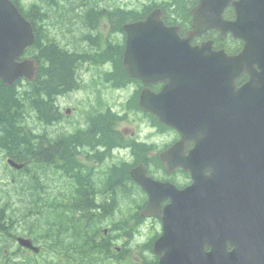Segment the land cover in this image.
Listing matches in <instances>:
<instances>
[{
	"label": "flooded vegetation",
	"instance_id": "1",
	"mask_svg": "<svg viewBox=\"0 0 264 264\" xmlns=\"http://www.w3.org/2000/svg\"><path fill=\"white\" fill-rule=\"evenodd\" d=\"M13 1L26 5L29 0ZM236 1L238 0H226L219 11L218 6L223 0H99V3H105L106 8L104 15L94 17L92 43L95 44H91L92 47L88 42L84 44L89 47L94 59L103 61L97 68L111 70L106 86V91L111 93L106 98L107 108L101 111L104 110V99L100 95L92 97V91L103 88L89 77L81 81L78 90L80 98H72L68 94L53 100L59 116L46 127L48 146L47 155L43 158L48 166V181L46 180L45 188L47 195L64 198L66 206L53 211L50 206L33 205L34 194L38 195L41 188L36 177L28 185L24 182L25 178L22 181L18 176L14 190H9L14 193L13 200L10 198L6 201L5 195L8 193L0 192V204H10L0 206V248L7 245L11 249L9 253L0 250L1 264H52L59 257L54 253L37 255L31 247L21 244V239L27 240L31 246L40 247L88 244L97 249V255L101 257L100 264H159L160 261L163 264H175L172 261L195 258L191 247L204 240L199 239L198 234L189 232L185 226H177L174 231L169 229L165 233L163 222L156 216L142 215L150 196L131 175L133 168L143 167L146 175L154 180L169 181L178 188L191 182L188 171L184 172L186 182H182L180 168L167 172L162 158V154L182 138L181 133L176 129L156 125L159 123L138 108L141 92L148 89L157 93L163 81L144 83L141 79L128 75L120 80L111 75V62L100 59L99 55L108 47L115 48L120 56L119 65L123 69L121 56L127 39L124 25L143 20L151 12H157L158 18L166 26L176 28L180 37H186L188 32L193 31L196 19L202 21L209 17L211 21H216L218 11L220 23L234 21L236 11L233 3ZM200 3L207 6L203 10L204 15L196 14V18L194 8ZM118 11L124 16L121 17ZM203 42H210L213 51L229 55L239 54L244 45L242 38L235 37L226 26L218 23L192 35L189 41L190 44ZM133 44L132 41L131 47ZM244 73L242 75L246 74ZM245 77L247 79V75ZM244 99L232 98L233 101ZM224 108L222 114L226 117L225 123L228 126L235 129L245 123L240 119L237 121L234 111H230L226 105ZM103 114L112 117L111 124H116L111 127V139L107 144L101 143L99 128L96 126ZM194 146L193 138H184L182 147L175 153L168 154L167 158L178 160L177 158L186 157ZM29 155L39 158L40 149L34 148ZM19 158H22L20 154ZM223 158L224 155L219 156V160ZM202 160L203 157L197 156L189 163L199 164ZM123 164L127 166L126 182L112 174L114 168ZM97 181L102 184H97ZM169 202V197H161L151 212L162 215ZM59 212L65 215V220L62 219L66 225L65 230L59 220L61 218H58ZM43 219L45 220L41 225ZM161 235H164L162 240L168 246L163 247L160 253H155L152 244ZM182 246H189V253L186 249L185 255H175ZM204 249L208 251L210 247L205 245ZM67 251L68 249L65 253ZM44 259L47 262H43ZM71 259L72 256L62 255L63 264H73Z\"/></svg>",
	"mask_w": 264,
	"mask_h": 264
},
{
	"label": "water",
	"instance_id": "2",
	"mask_svg": "<svg viewBox=\"0 0 264 264\" xmlns=\"http://www.w3.org/2000/svg\"><path fill=\"white\" fill-rule=\"evenodd\" d=\"M151 21L152 19L148 18L141 24L147 25ZM131 28L133 26L128 28V32ZM162 29L167 30L165 27ZM165 36V33H162L161 38ZM33 37L31 25L19 14L14 5L9 0H0V79L4 83L11 85L21 76L28 79L34 77L36 68L34 61L16 60L24 47L33 41ZM178 46L180 45L178 44ZM180 49L181 52L179 51L177 54L160 51L153 54L151 51H140L134 54L133 59L137 58L136 61L139 63H144L147 58L151 60L152 55L156 56V63H161L162 69L147 71L156 77L162 78L163 72L166 77L170 76L164 89L157 94L158 97L166 95L169 88H180L177 93L182 96V99H178L177 102H170L164 98L166 104L163 106H159L161 98H140L141 107L155 113L159 120L172 126H176L179 120L184 119L187 122L185 132L191 135L197 143L202 144V154L205 153L207 147L224 146L225 152L230 151L231 156L236 157L237 146L230 137L231 133L223 135L222 129L216 130L215 134L218 136L211 140L214 143L211 145L208 143L207 132L222 114L223 104L237 114L238 112L245 115L250 114V111L244 109L243 105L229 98H263L262 133H257L256 139L258 144L264 145V86H257L254 77H252L243 86L234 89L233 78L236 75L237 66H246L249 69L248 65L243 63L247 56L228 57L210 53L207 52L208 45L190 47L184 41H182ZM130 61L131 59H127V55H125L124 64L129 74L141 76L142 70H134L127 66ZM163 63H171L172 66H166ZM175 66H181V72H183L181 83H179L178 76H175V73L180 69L176 70ZM223 71L224 73H226L225 71L229 72V80L223 79L222 75H215V73L221 74ZM169 80L172 81L169 82ZM197 167L193 171L194 184L178 192L183 202L179 222L189 230L191 229L189 232L198 234V238L205 235L206 238L215 240L222 239L223 232L232 228V232L236 230L238 233L236 242L239 244L240 252L237 249L234 250L236 256L242 253L244 257L255 258L256 262H252V264H264V217L254 212H248L243 206L238 180L236 178L228 179L229 176L222 171L220 165H211V173L207 175L203 173V168L208 166L197 165ZM227 167L229 168V164ZM137 178H139V182L144 183L143 179ZM261 204H264V201ZM262 210L264 212V205ZM191 213L192 217L189 216ZM200 224L212 228V235L211 232L201 234L198 229ZM211 230L209 229V231ZM231 256L230 262L236 258L233 253ZM194 263L200 264L198 261Z\"/></svg>",
	"mask_w": 264,
	"mask_h": 264
},
{
	"label": "trees",
	"instance_id": "3",
	"mask_svg": "<svg viewBox=\"0 0 264 264\" xmlns=\"http://www.w3.org/2000/svg\"><path fill=\"white\" fill-rule=\"evenodd\" d=\"M95 12L90 11L87 15H84V19L83 17L81 19L82 23L88 26ZM118 14L121 17L124 16L121 11H118ZM31 21L36 24L32 19ZM48 32L40 28L35 29L34 42L25 50L26 56L33 57L38 62L34 80H17L11 86L0 81V158L6 156L11 157L15 161L26 160L29 154L33 153L36 145L40 149V157L35 158L36 160H41L43 156L47 155L46 146H48V142L37 141L30 131L26 130L31 128L29 126H32L28 124L27 118H32L31 121L33 123L38 122L42 126H46L50 121L57 118L59 114L56 108L52 106V98H56L59 94L75 86V77L79 73L80 64L84 60L92 61L88 57L82 59L80 54L70 51L67 47H61L56 39L57 35L50 31ZM93 41L94 39L86 40L90 47H92L91 44H95L92 43ZM110 48L105 49L99 55V58L111 62L113 69L111 75L120 80L127 78V75L119 65V54L115 48ZM82 51L89 52V47L82 49ZM77 59L79 60L77 61ZM112 119V117L103 114L99 117L100 121L96 124L99 128L98 135L103 144L110 142ZM19 154L22 157L21 159ZM42 160L45 161L44 159ZM112 174L123 182L128 180L127 166L124 164L114 168ZM37 196L34 194L35 202L33 205L41 206L39 199L35 198ZM45 200L46 198H43V201ZM47 216L48 214L45 217ZM64 216L63 213L59 212L58 218H61L59 220H61L60 222L65 230L66 225L62 220H65ZM44 220H41V225ZM76 249V255L83 253L80 251V247L76 246ZM84 249L87 251L89 249L88 245Z\"/></svg>",
	"mask_w": 264,
	"mask_h": 264
},
{
	"label": "bare ground",
	"instance_id": "4",
	"mask_svg": "<svg viewBox=\"0 0 264 264\" xmlns=\"http://www.w3.org/2000/svg\"><path fill=\"white\" fill-rule=\"evenodd\" d=\"M83 19H84V18H83ZM86 20H87V19H86ZM83 59H84V58H83ZM78 60H79V59H77V61H78ZM81 62H82V61H81ZM78 67H79V66H78ZM76 145H78V144H76ZM83 145H84V144H83ZM98 145H101V144H98ZM87 146H88V145H87ZM81 147H82V146H81ZM84 147H85V146H84ZM100 147H101V146H100ZM94 148H95V147H94ZM101 148H102V147H101ZM106 150H107V149H106ZM114 150H115V149H114ZM110 151H111V150H110ZM131 155H133V154H131ZM111 156H112V154H111ZM103 159H105V158H103ZM106 159H107V157H106ZM101 160H102V158H101ZM102 161H103V160H102ZM107 165H108V164H107ZM108 167H110V166H108ZM108 171H109V170H108ZM66 176H68V175H66ZM70 176H71V175H70ZM71 177H72V176H71ZM95 177H96V176H95ZM98 179H99V178H98ZM98 179H97V180H98ZM47 181H48V180H47ZM95 181H96V180H95ZM99 181H100V180H99ZM238 181L240 182L241 180L238 179ZM97 182H98V181H97ZM97 182H96V183H97ZM116 182H117V181H116ZM97 184H100V185H101L102 183H99V182H98ZM100 185H99V186H100ZM120 186H121V184H120ZM114 187H115V186H114ZM96 188H97V187H96ZM117 188H118V186H117ZM106 192H107V191H106ZM108 192H109V191H108ZM107 194H108V193H107ZM115 200H116V199H115ZM121 200H122V199H121ZM121 200H120V202H121ZM117 202H119V201H117ZM120 202H119V203H120ZM123 202H124V201H123ZM124 203H125V202H124ZM119 205H120V204H119ZM122 205H123V203H122ZM112 212H113V211H112ZM101 213H102V212H101ZM105 214H106V213H105ZM110 214H111V213H110ZM99 215H100V213H99ZM107 215H108V214H107ZM107 215H106V216H107ZM101 216H102V215H101ZM109 216H110V215H109ZM109 216H108V217H109ZM115 216H116V215H115ZM102 217H103V216H102ZM116 217H118V216H116ZM98 218H99V217H97V219H98ZM100 218H101V217H100ZM104 218H105V216H104ZM104 218H103V219H104ZM111 218H112V217H111ZM105 219H106V218H105ZM107 219L109 220L110 217L107 218ZM101 220H102V219H101ZM103 221H104V220H103ZM103 221H100V222H103ZM199 227H203V228L209 229V227H208L207 225H203V224H201ZM116 259H117V258H116Z\"/></svg>",
	"mask_w": 264,
	"mask_h": 264
},
{
	"label": "rangeland",
	"instance_id": "5",
	"mask_svg": "<svg viewBox=\"0 0 264 264\" xmlns=\"http://www.w3.org/2000/svg\"><path fill=\"white\" fill-rule=\"evenodd\" d=\"M58 29V28H57ZM78 96V95H77ZM0 167L2 168V165L0 164ZM1 168H0V172H1ZM0 178H2V176L0 175Z\"/></svg>",
	"mask_w": 264,
	"mask_h": 264
}]
</instances>
